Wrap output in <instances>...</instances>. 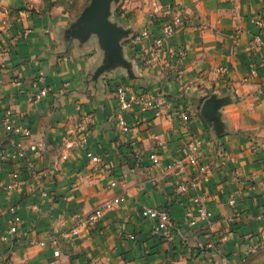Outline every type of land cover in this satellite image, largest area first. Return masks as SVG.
<instances>
[{"label":"crops","instance_id":"crops-1","mask_svg":"<svg viewBox=\"0 0 264 264\" xmlns=\"http://www.w3.org/2000/svg\"><path fill=\"white\" fill-rule=\"evenodd\" d=\"M7 2L14 9L0 32V144L22 141L25 154L0 163V233L9 242H0V264H263L264 0H121L112 20L132 27L123 45L143 81L112 72L96 88L87 82L100 58L94 39L67 45L64 17ZM176 16L182 25L151 59L152 38ZM145 27L150 38L135 41ZM119 82L162 96L159 114L134 105L122 113V131L113 97ZM212 93L230 98L220 136L200 115ZM6 110L29 124L30 137L5 131ZM193 135L212 168L197 185L211 226L187 212L194 190L176 191L196 171L186 162ZM90 154L100 156L98 165ZM143 206L169 211L174 240L154 235Z\"/></svg>","mask_w":264,"mask_h":264},{"label":"built area","instance_id":"built-area-1","mask_svg":"<svg viewBox=\"0 0 264 264\" xmlns=\"http://www.w3.org/2000/svg\"><path fill=\"white\" fill-rule=\"evenodd\" d=\"M183 19L176 16L164 23L161 28L160 36L152 38V45L149 50L151 59L155 58L160 51L166 48L165 41L172 37L173 33L182 25ZM151 34L148 27L143 28L135 35V41H140L145 38H150ZM172 48V47H171ZM169 49V48H168ZM113 97L116 101V117L117 123L122 131H127L128 126L122 117L123 111L133 107L134 105L139 106L141 110H155L156 114H159V110L162 108L164 101L162 96L159 94L151 95L145 91H138L133 87L126 85L123 82H119L113 90ZM179 117L183 121H187L186 111L180 110ZM3 125L5 131L11 135H17L21 138H28L31 135V129L29 124L25 123L20 119H14L12 112L6 110L3 113ZM79 144H84L86 141V133L80 129L79 132ZM204 141L198 135H193L186 142V162L194 166L196 171L193 178H189L186 181L179 182L176 185V191L178 193H186L190 189L194 190V195L191 196L190 206L188 207L189 216L196 217L197 220L204 222L208 226L212 225V214L207 206L206 197L203 193L197 191V185L199 183H205L210 179V174L212 171L211 165L201 157V149ZM25 148L22 141L16 142L13 149L10 148H0V163L6 162L9 159H15L18 156H23L25 154ZM90 161L93 165H98L101 161L100 156L96 154H90ZM151 160L154 164L159 162V157L157 153L151 155ZM230 206H235L234 198L228 201ZM9 210L13 213V222L19 223L21 217L17 215L16 207L11 206ZM141 216L153 223L152 232L154 235H162L163 237L174 240L177 230L173 231V221L168 210L164 207H151L143 206L141 209ZM99 210H96L90 219L93 221L97 220L99 217ZM260 219L264 218V213L258 215ZM14 227L12 228V232ZM128 237L132 240L136 239L134 234H129ZM0 242L8 244L7 237L5 233H0Z\"/></svg>","mask_w":264,"mask_h":264},{"label":"water","instance_id":"water-1","mask_svg":"<svg viewBox=\"0 0 264 264\" xmlns=\"http://www.w3.org/2000/svg\"><path fill=\"white\" fill-rule=\"evenodd\" d=\"M121 0H89L75 20L61 29V38L67 45L83 47L94 39L100 58L88 75L87 82L94 88L102 75L123 72L137 81L143 78L136 70L133 60L125 53L123 43L133 34L132 27H126L112 20L113 11ZM230 102L227 95L210 94L200 107L203 121L212 127L217 136L224 132L220 109Z\"/></svg>","mask_w":264,"mask_h":264},{"label":"rangeland","instance_id":"rangeland-1","mask_svg":"<svg viewBox=\"0 0 264 264\" xmlns=\"http://www.w3.org/2000/svg\"><path fill=\"white\" fill-rule=\"evenodd\" d=\"M8 0H0V32L6 26L5 13L13 11V6L9 5ZM24 4L25 7L39 14H56L64 17L63 20H67L68 23L75 20L80 14L82 9L87 5L89 0H18ZM57 16V17H58ZM115 16H112V18ZM3 127V126H2ZM4 130V129H3ZM0 132V142L2 137ZM0 144V148H1ZM257 244V243H256ZM260 252L264 256V243H260ZM257 251V250H256ZM264 264V260H262Z\"/></svg>","mask_w":264,"mask_h":264}]
</instances>
